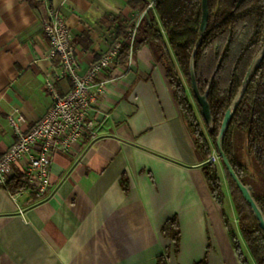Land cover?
<instances>
[{
  "label": "crops",
  "instance_id": "obj_1",
  "mask_svg": "<svg viewBox=\"0 0 264 264\" xmlns=\"http://www.w3.org/2000/svg\"><path fill=\"white\" fill-rule=\"evenodd\" d=\"M50 8L67 19L83 72L129 41L146 16L130 0H0V159L16 140L9 114L19 110L28 132L52 103L46 80L60 65L47 57ZM107 77L99 101L109 117L95 141L54 154L49 195L15 199L0 188V264H158L167 250L169 264L206 255L209 264H239L204 175L207 160L153 48L131 51ZM55 86L62 95L72 90L69 79ZM26 167L21 160L15 173ZM174 215L178 252L161 234Z\"/></svg>",
  "mask_w": 264,
  "mask_h": 264
},
{
  "label": "trees",
  "instance_id": "obj_2",
  "mask_svg": "<svg viewBox=\"0 0 264 264\" xmlns=\"http://www.w3.org/2000/svg\"><path fill=\"white\" fill-rule=\"evenodd\" d=\"M34 0H30L33 2ZM209 17L207 30L201 34L204 14L203 0H130L145 11L131 47L123 43L115 61L126 64L131 51L144 45L153 48L165 68L169 84L181 113L193 134L197 148L206 160L214 150L218 152L217 135L228 108L234 102L244 78L257 54L264 46V0H207ZM152 4V7H149ZM195 54V79L191 59ZM207 96L213 127L202 113L196 94ZM246 133V148L262 175L255 182L248 166L238 157V132ZM241 136V135H240ZM223 148L235 170L247 185L264 212V59L254 70L251 81L223 140ZM221 170L228 182L229 195L237 211L242 238L254 264H264V230L230 175L222 159L220 166L207 162L203 167L206 181L217 205L223 210V219L239 264H252L234 233L223 209L225 187ZM247 177L248 180H245ZM123 176L125 189H127ZM26 174L15 173L5 188L17 194L28 188ZM161 234L169 239L178 252L181 227L177 215L164 224ZM158 264H169V251L159 256ZM196 264H209L208 255Z\"/></svg>",
  "mask_w": 264,
  "mask_h": 264
},
{
  "label": "built area",
  "instance_id": "obj_3",
  "mask_svg": "<svg viewBox=\"0 0 264 264\" xmlns=\"http://www.w3.org/2000/svg\"><path fill=\"white\" fill-rule=\"evenodd\" d=\"M149 7H152L150 4ZM50 18L45 31L49 40L47 57L57 60L60 72L46 80L52 103L46 115L28 132L23 129L25 117L16 110L8 119L15 133L14 144L0 159V188L7 185L15 175V166L26 160L24 173L28 188L24 192L38 197H46L51 192V167L54 154L68 151L74 145L87 146L99 136L103 122L109 117L101 111L99 96L105 91L106 84L112 80L107 77L117 59L122 43L115 46L96 61L90 69L83 72L80 68L72 33L65 16L56 8H50ZM136 30L131 34V47ZM69 79L72 90L62 95L57 90V80ZM103 115V120L99 119ZM220 155L214 150L207 162L220 163ZM22 211V209L20 208Z\"/></svg>",
  "mask_w": 264,
  "mask_h": 264
},
{
  "label": "water",
  "instance_id": "obj_4",
  "mask_svg": "<svg viewBox=\"0 0 264 264\" xmlns=\"http://www.w3.org/2000/svg\"><path fill=\"white\" fill-rule=\"evenodd\" d=\"M203 2H204L203 3L204 4V14H203L202 24H201V29H200L201 34H204L207 30V23H208V17H209L208 1L203 0ZM198 46H199V44H197V46L193 52L192 59H191V68H192L193 80L195 79V72H194L195 71V54H196ZM263 59H264V46L262 47L260 52L257 54V56L254 58L234 102L232 103V105L228 108V110L225 113L224 119H223L222 124H221V128H220L219 133L217 135V147H218V153H219L221 159L223 160L226 168L228 169L230 175L232 176V178L236 182L237 186L241 190L245 200L249 203L253 214L255 215L256 219L260 223L261 228L264 230V212H263L261 206L259 205V203L257 202L256 198L253 195L252 186L247 185L243 182V180L241 179V177L239 176V174L235 170L234 166L232 165L231 161L229 160V158H228V156H227V154L223 148V140L227 134V131L229 129L231 121H232V119H233V117L237 111V108H238L239 104L241 103V100L247 91V88H248L249 83L251 81V77L253 75V72L257 68V66H259V64L261 63V61ZM194 86H195L196 94L199 98V102L202 106L203 116L206 119V121L209 123V125L211 127H213V119H212L209 104L207 102V96L206 95L203 96L199 93V91L196 87L195 81H194Z\"/></svg>",
  "mask_w": 264,
  "mask_h": 264
},
{
  "label": "rangeland",
  "instance_id": "obj_5",
  "mask_svg": "<svg viewBox=\"0 0 264 264\" xmlns=\"http://www.w3.org/2000/svg\"><path fill=\"white\" fill-rule=\"evenodd\" d=\"M240 135L238 137V150H239V154L241 155L242 157V160L243 161H246L245 164L248 166L249 168V172L251 174V179L255 182H260L262 180V175L259 171V168L257 167V165L255 164L253 158L251 159L252 160V163L250 161L249 158H251V156L249 155L248 151H247V148H246V133L245 132H238ZM245 155L247 156L248 155V159L247 157L245 158ZM246 159V160H245ZM220 166V163L218 164ZM245 180H248L247 177H245ZM223 208L226 212V215L232 225V228L234 230V233L236 234L241 246H242V249L243 251L245 252L247 258L250 260V262L252 264L253 261H252V258L250 256V253L248 251V248H247V245L245 244L243 238H242V235L240 233V230H239V225H238V216H237V211L235 209V206L233 204V201H232V198L231 196L225 192V199H224V203H223Z\"/></svg>",
  "mask_w": 264,
  "mask_h": 264
}]
</instances>
